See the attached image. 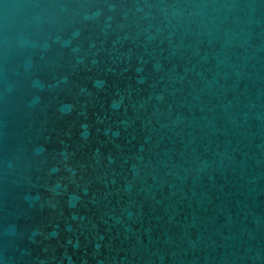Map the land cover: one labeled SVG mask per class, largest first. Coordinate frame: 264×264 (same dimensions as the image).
I'll return each instance as SVG.
<instances>
[{
    "label": "water",
    "instance_id": "water-1",
    "mask_svg": "<svg viewBox=\"0 0 264 264\" xmlns=\"http://www.w3.org/2000/svg\"><path fill=\"white\" fill-rule=\"evenodd\" d=\"M0 264H264V0H0Z\"/></svg>",
    "mask_w": 264,
    "mask_h": 264
}]
</instances>
